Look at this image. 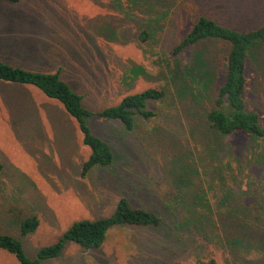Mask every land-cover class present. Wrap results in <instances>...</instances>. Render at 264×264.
<instances>
[{
	"label": "rangeland",
	"instance_id": "374dc122",
	"mask_svg": "<svg viewBox=\"0 0 264 264\" xmlns=\"http://www.w3.org/2000/svg\"><path fill=\"white\" fill-rule=\"evenodd\" d=\"M200 15L247 31L264 23V0L0 2V60L42 72L59 69L85 108L100 110L147 88L164 92L147 103L156 115L136 117L131 131L115 120L88 118L115 159L83 177L89 148L75 120L37 88L0 80V233L19 238L29 257L73 221L109 215L125 196L133 207L157 213L160 226H115L101 246L86 251L68 241L42 264H264V207H254V197L264 196V137L222 135L204 118L209 95L223 81L229 45L204 40L170 54ZM206 56L211 81L199 95L194 83L181 94L180 71ZM247 78L246 103L264 125V44L251 51ZM178 165L189 169V189L199 193L189 207L177 200L169 172ZM30 214L39 225L23 236L17 221ZM0 264L19 263L0 249Z\"/></svg>",
	"mask_w": 264,
	"mask_h": 264
},
{
	"label": "trees",
	"instance_id": "16d2710c",
	"mask_svg": "<svg viewBox=\"0 0 264 264\" xmlns=\"http://www.w3.org/2000/svg\"><path fill=\"white\" fill-rule=\"evenodd\" d=\"M1 1L17 3L21 0ZM142 34L147 36L144 31ZM141 37L143 38L142 35ZM204 40H218L229 45L224 60V78L222 83L216 89L214 88L209 95L212 105L206 111L205 122L211 129L222 135L239 132L247 137H264L262 117L258 111L247 105L244 97L248 85L247 68L251 51L264 44V23L256 28L241 31L219 24L208 16L200 15L185 36L173 46L170 54L171 56H178L189 47H193ZM211 60L207 56L198 57L192 66L180 71L185 84L183 88L179 89L181 94L185 93L186 87L190 86L191 83H194L195 89H199L193 91L201 94V88H205L208 80L212 78L210 77ZM0 80L9 84H17L19 87L30 85L37 88L49 99L59 102L65 112L75 120L81 133L82 143L89 148V154L80 168V174L83 177L88 176L93 169L111 167L115 159L109 143L92 132L87 121L88 118L96 116L102 120H115L125 130L131 131L134 128L136 117L149 119L156 115L155 111L148 108L147 103L164 97L162 90L147 88L123 96L116 104L92 111L84 107L82 95L74 91L60 77L59 69L55 72H42L13 66L0 60ZM196 93L191 91L189 94L190 97L192 96L193 102L197 99ZM176 161L180 163L179 159ZM3 168L0 161V172ZM172 171L174 174L172 180L177 189V200L185 203L187 207L196 204L199 193L189 189L188 184L191 176L189 169L184 165H178V168L173 167L169 172ZM175 178H178L182 183H177ZM184 186H186L185 191L181 190ZM226 198L227 195L224 199ZM254 198V207H257L260 212V209L264 207V196L260 194ZM160 224L161 218L157 213L145 208L133 207L128 198L121 196L109 215L96 219L73 221L57 241L40 247L32 258L26 254L21 240L7 233H0V249L12 253L19 264H42L45 259L58 257L68 241L76 243L82 250L86 251L101 246L108 230L115 226L158 227ZM17 225L19 233L24 236L36 230L39 219L35 214L26 215L17 221ZM170 264L182 263L173 261ZM198 264L218 263L214 259H209L207 261L199 260Z\"/></svg>",
	"mask_w": 264,
	"mask_h": 264
},
{
	"label": "crops",
	"instance_id": "0c3cea01",
	"mask_svg": "<svg viewBox=\"0 0 264 264\" xmlns=\"http://www.w3.org/2000/svg\"><path fill=\"white\" fill-rule=\"evenodd\" d=\"M44 96H45V95H44ZM45 97H46V96H45ZM46 98H48V97H46ZM48 99H49V98H48ZM50 100H52V99H50ZM26 107H27V106H26ZM26 107H25V108H26ZM0 149H1V146H0Z\"/></svg>",
	"mask_w": 264,
	"mask_h": 264
}]
</instances>
